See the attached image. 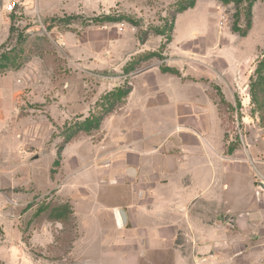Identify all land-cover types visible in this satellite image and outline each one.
I'll return each mask as SVG.
<instances>
[{"label": "rangeland", "instance_id": "374dc122", "mask_svg": "<svg viewBox=\"0 0 264 264\" xmlns=\"http://www.w3.org/2000/svg\"><path fill=\"white\" fill-rule=\"evenodd\" d=\"M188 2L23 0V7L7 14L12 30L0 54L15 57L18 68L1 76L17 72L10 78L18 93L11 105L9 96L3 99L9 112L0 129V264H175V249L183 256L192 253L183 239L153 251L137 248L126 221L118 227L106 215L72 211L74 182L89 191L88 180L96 176L90 173L99 164L96 154L107 151L106 134L113 123L104 119L97 131L78 132L65 140L90 115L102 113L106 92L139 86L133 76L152 64L186 72L189 81L204 88L218 112L219 142L210 149L223 152L225 164L248 170L254 194L248 178L236 171L229 174L234 179L232 194L242 208H259L264 108L258 105L262 92L253 85L264 54V0L253 4L252 26L245 37L231 30L235 5L218 0H210V5L196 0L197 9L183 12L176 25V9ZM245 5L238 7L242 30ZM188 37L192 39L184 41ZM167 39L171 41L165 44ZM152 52L159 57L140 66L125 65ZM152 114L147 112L145 121ZM63 207L61 221L48 213L53 208L58 214ZM259 215L249 234L228 229L231 233L223 239L218 257L225 264L261 263L264 211Z\"/></svg>", "mask_w": 264, "mask_h": 264}, {"label": "crops", "instance_id": "0c3cea01", "mask_svg": "<svg viewBox=\"0 0 264 264\" xmlns=\"http://www.w3.org/2000/svg\"><path fill=\"white\" fill-rule=\"evenodd\" d=\"M5 2L0 0V46L10 35ZM182 13L177 14L176 25ZM177 71L162 73L152 64L133 76L139 86L131 88L123 105L104 120L113 123L106 134L110 140L107 151L96 154L99 164L90 173L96 176L88 180L89 191L74 182L72 211L73 215H106L121 227L117 213L122 210L137 248L153 251L183 239L192 253L183 256L175 249V264H225L218 257L223 239L231 233L228 229L249 234L264 207L262 202L258 209L235 203L234 179L229 174L242 172L253 194L254 180L238 164H225L223 152L210 149L219 142L217 108L201 85ZM15 73L0 74V129L2 117L9 112L4 96H9L11 105L18 93L10 78L12 74L16 78ZM147 112H153L150 121L144 119Z\"/></svg>", "mask_w": 264, "mask_h": 264}, {"label": "trees", "instance_id": "16d2710c", "mask_svg": "<svg viewBox=\"0 0 264 264\" xmlns=\"http://www.w3.org/2000/svg\"><path fill=\"white\" fill-rule=\"evenodd\" d=\"M196 0H189V2L187 4H179L178 8L175 11V15L182 13L188 9H191L194 7ZM221 4L223 5H229V4H234L235 5V9L236 12L234 14L235 20L234 23L232 25V32L234 33H238L241 37H245L248 33V31L250 30L251 26H252V6L253 4L257 1V0H218ZM245 2V30H242L239 26H238V21H239V9L238 7ZM106 20H111V18H106ZM114 21V20H113ZM12 28L10 27V32H11ZM161 35V34H160ZM171 41V39H167L165 44H168ZM159 54L157 52H152L150 54H147L144 57H141L140 60H136L133 64L130 63V65L128 66H140L142 63H146L151 61L153 58H158ZM16 59L15 57H11L8 53H2L0 54V74H3L6 70L13 68L16 69L18 68V65L16 64ZM135 70V69H134ZM132 70V71H134ZM160 71L162 73H170V74H177V72L169 67H162L160 69ZM257 79L255 81V84L253 85V89H255L256 87L261 90L262 95H261V100L260 102L258 101V105L259 107H263L264 108V54L262 59L258 62L256 69L254 71ZM131 89H124L122 87H118L115 88L109 92H107L106 94H104V100H103V106L101 107V111L102 113H100V115L95 116V115H90L88 118H86L82 123L78 124L74 131L72 132L71 130V135L65 140V143L68 142L69 138H72L75 134H77L78 132H84L86 134L92 132V131H97L100 126L102 121L109 115H111L112 113H114L117 109H119L123 103H124V99L128 96V94L130 93ZM218 91V90H217ZM255 100H258V98L256 97ZM237 108H239V103L237 104ZM264 119V116H263ZM63 149V146L59 147L57 150V158L54 161V165H59V161L61 158V151ZM53 209V208H52ZM50 209V211L48 212L50 215L53 213L55 214L54 217H57L58 220L61 221L62 216L61 214L63 212L66 211V207H63L62 210H59L58 214L56 212H54V210ZM52 211V212H51ZM41 214L42 211L39 210L37 212V214ZM36 214V215H37ZM48 214V215H49Z\"/></svg>", "mask_w": 264, "mask_h": 264}, {"label": "built area", "instance_id": "2783aa9c", "mask_svg": "<svg viewBox=\"0 0 264 264\" xmlns=\"http://www.w3.org/2000/svg\"><path fill=\"white\" fill-rule=\"evenodd\" d=\"M23 6H24L23 0H6L5 5H4V11L6 13H11L16 8H21ZM262 163L264 164V162H262ZM261 186H262V189L256 192V196L258 198L263 197V199L261 201H262V204L264 207V185H261ZM263 246H264V235H263ZM260 264H264V256H263Z\"/></svg>", "mask_w": 264, "mask_h": 264}, {"label": "water", "instance_id": "95a60500", "mask_svg": "<svg viewBox=\"0 0 264 264\" xmlns=\"http://www.w3.org/2000/svg\"><path fill=\"white\" fill-rule=\"evenodd\" d=\"M145 70H141V71L137 72L136 74H139V73H141V72H143ZM119 213L121 214L120 221H121V224L123 225V224H125V215H124L122 210H119Z\"/></svg>", "mask_w": 264, "mask_h": 264}, {"label": "bare ground", "instance_id": "6f19581e", "mask_svg": "<svg viewBox=\"0 0 264 264\" xmlns=\"http://www.w3.org/2000/svg\"><path fill=\"white\" fill-rule=\"evenodd\" d=\"M118 214H119V218L121 217V214L118 212Z\"/></svg>", "mask_w": 264, "mask_h": 264}]
</instances>
